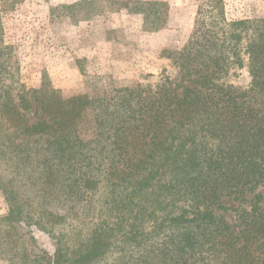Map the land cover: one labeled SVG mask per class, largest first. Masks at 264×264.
Here are the masks:
<instances>
[{"label":"trees","instance_id":"obj_1","mask_svg":"<svg viewBox=\"0 0 264 264\" xmlns=\"http://www.w3.org/2000/svg\"><path fill=\"white\" fill-rule=\"evenodd\" d=\"M21 1L0 0L1 11ZM205 1L177 53L179 79L100 100L93 139L80 130L88 97L63 99L47 82L15 86L19 65L0 11V170L15 176L0 175V241L17 248L22 240V264H105L120 245L145 251L152 239L160 249L136 264H264L256 195L264 182V20L229 23L224 0ZM77 5L52 7L50 16ZM245 63L247 91L225 82ZM252 195L249 208L224 203ZM59 198L75 204L53 210ZM230 210L239 230L222 214ZM31 228L55 242L54 256Z\"/></svg>","mask_w":264,"mask_h":264},{"label":"rangeland","instance_id":"obj_2","mask_svg":"<svg viewBox=\"0 0 264 264\" xmlns=\"http://www.w3.org/2000/svg\"><path fill=\"white\" fill-rule=\"evenodd\" d=\"M81 1L84 0H22L12 9L5 7L2 11L0 4V11L5 42L12 45V55L19 65L15 86L38 90L47 82L63 99L88 97L91 107L80 122V130L84 138L93 139L96 129L93 109L100 100L116 101L118 91L124 88H156L166 79H179L177 53L191 41L200 7L207 8L204 0H85L95 3L77 5ZM223 2L229 23L264 20V0ZM75 5L65 12L66 16L60 14L55 19L50 16L52 7ZM138 9L145 10L146 15ZM246 64L241 69H232L225 82L247 91L252 79ZM0 175L6 179L15 177L4 170H0ZM256 195L259 206L264 208V182ZM253 198L252 195L246 201L226 199L224 203L237 208L248 206ZM64 201L59 198L52 205L53 210L62 212L75 204L74 200ZM6 213L0 195V215ZM222 214L236 226L235 230L240 229L235 211ZM30 230L47 255L54 256L55 242L36 228ZM24 246L22 240L17 248L0 241V264H22ZM120 247L122 252L115 250L105 264H136L141 254L152 247L160 249V241L150 240L145 251Z\"/></svg>","mask_w":264,"mask_h":264}]
</instances>
